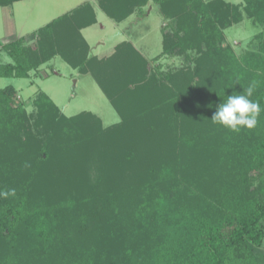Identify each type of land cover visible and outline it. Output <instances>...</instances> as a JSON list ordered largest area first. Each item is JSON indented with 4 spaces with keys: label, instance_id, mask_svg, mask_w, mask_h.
<instances>
[{
    "label": "trees",
    "instance_id": "trees-1",
    "mask_svg": "<svg viewBox=\"0 0 264 264\" xmlns=\"http://www.w3.org/2000/svg\"><path fill=\"white\" fill-rule=\"evenodd\" d=\"M97 3L117 23L157 5L163 53L188 67L158 74L128 40L93 54L82 33L97 21L90 1L0 43V78H30L61 57L120 116L108 126L89 110L68 116L43 90L29 112L0 85V189L16 190L0 199V264H264V0ZM245 17L260 29L236 54L223 30ZM252 82L257 126L213 124Z\"/></svg>",
    "mask_w": 264,
    "mask_h": 264
},
{
    "label": "rangeland",
    "instance_id": "rangeland-1",
    "mask_svg": "<svg viewBox=\"0 0 264 264\" xmlns=\"http://www.w3.org/2000/svg\"><path fill=\"white\" fill-rule=\"evenodd\" d=\"M86 1L92 4L97 18L95 23L82 29L93 54L105 58L118 43L128 40L149 61L151 69L157 67V71H160L158 74L188 67L183 55L163 53V18L157 5L146 8L145 15L132 14L117 23L99 8L97 0H19L13 6H0V43L31 34ZM226 1L242 3V0ZM259 29L252 19L245 17L223 30L224 45H229L236 54H240ZM3 57L9 60L7 54H3ZM40 71V74L32 72L30 78L2 77L0 85H14L18 90L17 98L26 101L29 112L32 111L30 97L43 90L68 116L89 110L102 119L104 126L119 121L118 112L91 74L80 73L61 57L45 63Z\"/></svg>",
    "mask_w": 264,
    "mask_h": 264
},
{
    "label": "clouds",
    "instance_id": "clouds-1",
    "mask_svg": "<svg viewBox=\"0 0 264 264\" xmlns=\"http://www.w3.org/2000/svg\"><path fill=\"white\" fill-rule=\"evenodd\" d=\"M255 89L256 84L252 82L242 94L227 96V100L217 106L211 122L234 133H239L244 129H254L262 111L259 102L252 99ZM15 196L14 188L0 189V199L6 200Z\"/></svg>",
    "mask_w": 264,
    "mask_h": 264
},
{
    "label": "crops",
    "instance_id": "crops-1",
    "mask_svg": "<svg viewBox=\"0 0 264 264\" xmlns=\"http://www.w3.org/2000/svg\"><path fill=\"white\" fill-rule=\"evenodd\" d=\"M113 52V51H112ZM100 57V56H99Z\"/></svg>",
    "mask_w": 264,
    "mask_h": 264
}]
</instances>
